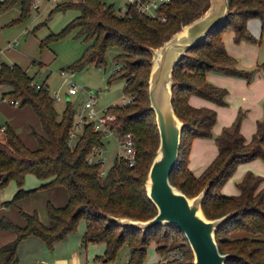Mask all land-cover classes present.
Listing matches in <instances>:
<instances>
[{
	"label": "trees",
	"instance_id": "trees-1",
	"mask_svg": "<svg viewBox=\"0 0 264 264\" xmlns=\"http://www.w3.org/2000/svg\"><path fill=\"white\" fill-rule=\"evenodd\" d=\"M32 2L33 0H2L0 10L19 3V21H22L28 17ZM228 4L227 20L187 51L173 69L172 105L183 124V129L177 162L169 180L188 198L196 196L208 185L202 202V212L208 220L232 213L215 235L219 251L231 255L225 264H264L263 240L231 236L239 232L251 236L264 234V187L259 188L263 183L262 177L251 172L246 173L236 185L238 194L235 196H225L219 191L238 164L255 158L264 160V118L257 123L255 134L247 142L239 131L243 116L240 113L235 122L224 128L215 138L217 156L202 174L195 176L187 167L191 141L198 137L210 138L211 129L216 122V115L212 110L191 107L188 104L189 96L194 95L224 106L226 91L206 82L205 74L210 71L218 72L241 77L249 82L256 71L237 69L235 60L227 54L220 42V32L230 19L236 16V41H253L247 32L246 22L251 18H259L261 30L264 32V2L228 0ZM57 6L56 10L75 8L80 11V15L58 34L42 40L41 47L47 46L50 40L75 32V37L81 40L85 47L81 58L72 66L71 71L92 63L98 66L104 64L105 53L109 47L119 51L115 57L116 69L112 71L110 79H122L123 93L134 96V102L126 106H109L102 121L118 135L134 134L138 163L134 168H127L123 161L114 160L106 174L101 177V165H89L86 157L92 148L104 146L102 134L94 132L92 124L85 125L83 135L75 147L69 149L66 141L74 119L69 102L66 103L67 112L58 119L53 107V98L47 88L36 89L30 85L34 81L33 78L27 77L18 66L0 63V84L11 87L9 99L17 101L20 105H29L44 132V137L39 139V149L30 151L6 126L5 142H0L2 186L10 180L15 181L18 190L11 202L21 199L38 190L22 189L25 176L33 174L43 182L39 189L62 186L68 193L65 206L47 205V225H42L35 214L25 215L27 224L24 228L11 227L0 221V227H10L16 235L12 242L0 247V264H16L17 246L28 236L36 235L42 238L51 248L54 243L74 231L80 220L86 224L82 236L83 244L104 243L107 255L112 256L123 242H128L131 247L128 264H140L149 242L160 241L155 234L157 229H176L167 225L143 233L123 228L107 217H127L145 221L156 214V208L147 197L145 189L146 176L158 147V131L148 98V73L151 65L149 60L145 62L134 57H152L150 49L160 47L174 33L180 31L181 27L201 17L209 8L210 0H172L163 9L167 18L164 23L137 13H132L130 17H119L115 14L113 4L102 0H69ZM234 9H239V12L236 13ZM146 47L150 48L146 50ZM144 67H148L146 72H140ZM136 76L142 78L137 80ZM39 84L46 86L44 82ZM188 123H191L193 128H190ZM185 137L186 150V145H183ZM179 166H183L184 170L180 171ZM208 176L206 183L200 187L201 180ZM198 186L200 190H197ZM155 250L160 258L165 257L171 250L182 253L181 261L172 260L166 264H192L190 251L187 256L181 248L169 249L166 245H158ZM157 264L161 262L158 261Z\"/></svg>",
	"mask_w": 264,
	"mask_h": 264
},
{
	"label": "rangeland",
	"instance_id": "rangeland-1",
	"mask_svg": "<svg viewBox=\"0 0 264 264\" xmlns=\"http://www.w3.org/2000/svg\"><path fill=\"white\" fill-rule=\"evenodd\" d=\"M103 1L107 4L114 3L115 10L123 9L126 2V0ZM260 1L264 2V0ZM57 7V4H50L46 0H41L38 9H33L30 6L28 17L22 21H19L21 14L19 3H15L5 10H0V63L8 66L16 65L26 73L27 77L33 78L34 81L39 83L44 82L51 97L52 94L58 93L62 102L58 103L53 101V107L58 119H61L64 113L67 112V85L61 75V69L68 72L81 58L85 46L81 40L75 37V32H71L65 37L50 40L47 46L41 47L42 40H47L50 35L58 34L62 28L80 15V11L75 8L56 10ZM234 11L237 13L239 9H234ZM237 23L238 19L234 16L221 30L220 42L222 45H226V42L230 39V44L234 45V48H238L236 47L238 44H245V48L253 54L256 53V56L259 53L260 55H264V32L261 30L260 19L255 17L246 22L247 32L253 41H247L246 39L236 41L235 26ZM148 48L150 47H146V50ZM158 48L153 49L157 50ZM118 54L119 51L117 49L109 47L105 53L104 64L98 66L92 63L75 69L73 79L78 85V91L77 94L69 96L68 100L72 114L76 112L81 102L87 100L89 94H93L97 109H103L106 106L109 107L121 103L124 97V81L118 78L114 80L110 79L111 73L116 67L115 57ZM134 58H141L140 60H144L145 62L149 60L150 65L152 64L151 56ZM236 67L238 69V66ZM147 69L148 67H144L140 72H146ZM150 69L151 66L149 67L148 80ZM136 77L137 80L142 78L141 76ZM94 91L95 93H91ZM225 91L227 93L226 104L219 106L225 112L219 118V108L213 111L216 115V125L211 130V137L206 139V142L211 143L214 148L216 147L215 138L220 134L222 129L230 127L235 122L233 121L230 126H224L225 124H223L227 121V118H230L232 108L236 109V105H238L235 101L228 102V92L227 90ZM10 92L11 87L0 84V126H8L28 150L37 151L39 149V139L44 137L39 119L29 105H10L8 102L11 96ZM190 124L188 123V126L193 128ZM217 128H220V132L216 131ZM5 138L6 133H0V142H5ZM103 141L106 144L103 167L105 170H108L114 162L116 143L111 138L103 139ZM186 141L185 137L183 142V145H186L184 146L185 150L187 148ZM197 150V145H194V155ZM204 150L205 152L203 154L211 153L209 148ZM259 160L264 167V160L260 158ZM245 167L244 164H238L236 166L231 176L224 183L226 189L230 187L236 188V185L244 177L243 169ZM179 169L180 171L184 170L183 166H179ZM239 173H241L240 176ZM208 178L209 176L202 179V183L199 186L201 187V184L206 183ZM42 184L43 182L36 176L27 174L24 178L22 189L38 190L13 202H11L13 196L18 190L15 181L10 180L4 187L2 186L0 192V221L3 224H9L11 227L24 228L27 224L25 215L35 214L42 225H47V205L51 204L54 207L65 206L68 202V193L62 186H49L39 189ZM199 186L197 190H200ZM262 187V184L259 185V188ZM85 228V222L80 220L74 231L69 233L63 240L54 243L51 248L42 238L36 235L28 236L21 240L17 246L16 264H128L130 262L131 247L128 242H123L116 249L114 255L108 256L104 243H82ZM155 234L160 241L159 243L149 242L140 264L158 263L160 257L155 250L158 245H166L169 249L181 248L186 255L190 251L193 262L194 258L191 249L181 233L174 229L164 227L157 229ZM231 236H247L264 241V234L251 236L239 232L233 233ZM15 237L16 235L12 228L0 227V247L12 242Z\"/></svg>",
	"mask_w": 264,
	"mask_h": 264
},
{
	"label": "water",
	"instance_id": "water-1",
	"mask_svg": "<svg viewBox=\"0 0 264 264\" xmlns=\"http://www.w3.org/2000/svg\"><path fill=\"white\" fill-rule=\"evenodd\" d=\"M210 4L207 13L183 27L157 50L150 49L152 64L148 98L149 108L155 115L158 147L147 173L145 189L147 197L156 208V214L145 221L107 216L123 228L143 233L157 227L173 226L186 239L194 258L192 264H225L231 257L219 251L215 235L232 213L208 220L202 212L208 185L196 196L188 198L169 180L177 162L183 129L172 105V73L187 51L227 20L228 0H210ZM66 100H69L68 96Z\"/></svg>",
	"mask_w": 264,
	"mask_h": 264
},
{
	"label": "crops",
	"instance_id": "crops-1",
	"mask_svg": "<svg viewBox=\"0 0 264 264\" xmlns=\"http://www.w3.org/2000/svg\"><path fill=\"white\" fill-rule=\"evenodd\" d=\"M205 13H207V11ZM244 45L245 44H238L236 46L238 48H234L235 46L231 45L230 39H228L226 45L223 46L225 47L227 54L231 58H235L237 60L236 61L234 59L238 69L243 71L256 70L250 82H247L246 79L241 77L227 76L211 71L205 74V81L214 87L227 90L228 102L235 101L238 103V105H236V109L232 108V112L229 116L230 118H227V121L223 124H225L224 126H230L231 123L235 121L237 115L242 113L244 117L241 121L239 131L242 137L249 142L256 132L257 123L264 118V55H260L259 53L258 56H256V53L253 54L250 50H247ZM66 102H68V100H66ZM188 104L195 109H207L214 111L216 108H219V118L224 114L223 112H225V110L222 107H219V105L205 101L194 95L189 96ZM101 109L102 108L97 110ZM215 125L216 122L213 128ZM216 131L220 132V128H217ZM206 139L207 138H194L190 144L191 149L189 147L187 167L195 176L201 175L205 168L215 159L218 153L217 147L214 148L211 143L206 142ZM194 145H197L198 147L195 155ZM206 148H209L211 153L203 154L205 152L204 149ZM241 164L246 166L243 169L244 175L251 172L254 175L261 176L263 179L262 185L264 187V167L259 158H255L249 162ZM240 174L241 173H239V176ZM236 188L230 187L226 189L223 184L219 191L225 196H235L238 194V190Z\"/></svg>",
	"mask_w": 264,
	"mask_h": 264
},
{
	"label": "built area",
	"instance_id": "built-area-1",
	"mask_svg": "<svg viewBox=\"0 0 264 264\" xmlns=\"http://www.w3.org/2000/svg\"><path fill=\"white\" fill-rule=\"evenodd\" d=\"M2 1V0H0ZM41 0H33L31 7L33 9L39 8V3ZM50 4H63L69 0H46ZM103 1V0H102ZM172 0H126L125 6L123 9L115 10V14L119 17L128 16L130 17L132 13H137L143 16H146L152 20H155L159 23H164L166 21V15L163 12L165 6L169 5ZM114 6V3H113ZM115 8V7H114ZM116 69V68H114ZM61 75L64 82L67 85V96L75 95L78 91V85L74 81V72L69 70L68 72L61 69ZM30 85L35 86L36 89L46 88L36 81H32ZM53 101L62 102L58 93L52 95ZM10 105H18L17 101L8 100ZM69 102V101H68ZM134 102V96L125 95L121 100L120 104L117 106H126ZM67 103V102H66ZM115 106V105H113ZM108 106L104 107L102 110H97L96 100L92 94H89V97L86 101L81 102L76 112L74 113V119L72 127L70 129L68 138H67V147L73 149L77 141L81 138L84 132L85 125L92 124L94 132H99L102 134L103 139H112L116 143V149L114 150V160L123 161L127 168H134L137 166L138 158L137 151L135 148L134 134L126 133L121 136L118 135L115 131L111 130L108 126L104 125L102 119L104 118L107 112ZM6 132V126H0V133L3 134ZM103 147H94L86 157V162L89 165L100 164L101 168L99 175L103 177L106 174V171L103 167L104 164V152L106 149V144L103 141ZM3 185V179L0 178V192ZM183 255L180 251L171 250L165 257L160 258L161 264H166L169 261L176 260L181 261Z\"/></svg>",
	"mask_w": 264,
	"mask_h": 264
}]
</instances>
